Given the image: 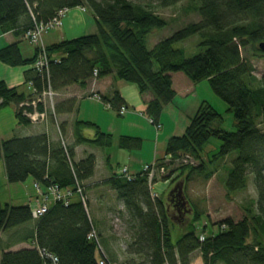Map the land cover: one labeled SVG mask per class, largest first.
Here are the masks:
<instances>
[{
  "label": "trees",
  "instance_id": "1",
  "mask_svg": "<svg viewBox=\"0 0 264 264\" xmlns=\"http://www.w3.org/2000/svg\"><path fill=\"white\" fill-rule=\"evenodd\" d=\"M184 1L195 2L193 11L198 21L185 24L149 48L147 37L168 24L158 10ZM76 8L90 11L96 33L45 47L47 68L40 72L31 68L24 73L23 85L29 87V93L0 82V108L13 106L17 124L23 126L31 124L23 112L32 111L24 105L41 101L42 94L50 90L54 94L53 111L47 119L56 124L59 133L56 141L49 140L46 132L0 140L6 183L15 185L31 179L42 190L53 186L72 193L78 185L87 206L84 183L94 174L95 156L86 153L75 160V149L109 148L113 138L91 122L74 121L72 141L66 146L62 143L63 124H57L56 119L75 113L78 105L75 97L62 98L67 90L75 86L85 91L92 82L111 78L107 91L96 97L118 114L125 104L115 83L131 84L140 95H151L144 114L157 125L164 107L175 96L171 75L181 73L192 84L207 81L232 115L235 131L213 128L222 116L202 102L184 133L168 139L164 154L171 159L159 161L166 172L160 180L169 181L168 177L177 173L175 180L183 177L185 182L194 174L208 178L207 167L214 171L223 159L230 158L223 184L226 196L244 190L250 174L257 194L243 218H226L217 223L215 234L204 236L205 228L197 232L202 213L193 209L189 221L176 228L180 235L173 241L175 225L168 217L166 203L152 198L146 173L141 171L129 180L111 175L103 185L123 206L131 239L127 253L141 258V264H191L195 252L200 253L203 264H264V73L257 78L246 55L264 58L258 49L264 42V0H0V32L23 38L34 24H46L58 11ZM194 36L204 51L186 58L174 45ZM35 58L34 52L32 58L23 59L18 42L0 49V63L8 67H32ZM37 104L41 112L42 104ZM210 139L219 141L220 146L206 163L204 146ZM140 146V139L126 136L117 142L120 150L133 151ZM194 162L196 165L190 164ZM30 222L34 224L29 237L33 247L3 252L0 264H44L39 251L54 255L58 264L96 263V243L87 240L93 226L77 198L66 205L52 203L37 220H32L28 205L0 203V235Z\"/></svg>",
  "mask_w": 264,
  "mask_h": 264
},
{
  "label": "rangeland",
  "instance_id": "2",
  "mask_svg": "<svg viewBox=\"0 0 264 264\" xmlns=\"http://www.w3.org/2000/svg\"><path fill=\"white\" fill-rule=\"evenodd\" d=\"M194 7H195V2L192 3V2L184 1L175 5L172 8L166 10H158V13L161 15L163 19L166 20V22H168V24L165 28L161 30H155L147 37V46L149 48L153 47L159 40L169 37L173 32L180 29L185 24L198 21V16L193 11ZM87 14H88L86 18L87 21L92 22L93 16L90 13V11L87 10ZM54 32H56V30L54 29L48 30L46 33L42 35V39L45 38L47 34L51 35ZM24 41L27 42L26 40ZM198 43H199V38L197 36H194L186 41L175 44L174 48L182 49L184 51L185 57L188 58L193 55L202 53L204 51V48L199 47ZM29 46H31L34 49V52L36 53L35 46L31 44H29ZM246 55L254 67L253 74L257 78H260L264 73V58H252L248 53H246ZM195 85H197V87H195V97H190L189 101L195 98L197 101L206 102L210 104L222 116L221 120H217L212 125L213 128L218 127L219 129L227 132L235 131L232 115L226 112L227 110L226 105L222 103L212 93L207 81H202ZM67 91H69L67 92L69 96L75 94L73 89H68ZM92 99L98 100V98L95 97H92ZM178 101H179L178 105L175 104L168 107H166L167 106L166 105L163 109V123L168 128L171 126L172 119L179 121L181 117L179 123L182 122L184 124V116L183 114L180 115L181 114L180 111L181 110L183 111V108L187 106V102L184 103V107L182 108L180 106L181 105L180 99H176V102ZM12 107L13 106L0 108V138L2 140H8L12 138L11 137L12 135L18 136L21 135L22 133L20 129H16L17 122ZM124 110L126 111V108H124ZM81 111H83V109ZM116 115L120 116L122 114L119 111L118 114ZM148 122L155 127V130L157 132L160 130L161 126L159 124L155 125L150 119H148ZM56 123L60 124V122L57 119H56ZM33 125H38V124H33ZM185 125L186 124H184V126ZM179 133L181 132L179 131ZM60 139H62L63 142L62 141L61 142L65 146L70 143L66 138L65 134L62 135V138ZM116 141L117 139L113 138L112 145L109 148L99 150L100 153H98V158H99L98 170L100 172H103L101 171L102 170L101 166H102V168H104V170L107 173H109V176L111 175V173L109 168L106 166L107 161H109V164L112 167V171L114 173L115 172L117 173L119 172V170L121 171L123 168H126L122 166L124 164L126 165V163L122 159L123 155H121L123 154V151H120L117 148ZM219 146H220V142L215 139H210L205 144L204 152L206 154L203 155V160L206 163L208 158L217 152ZM134 153L137 152L134 151ZM162 159H163L162 161L163 163L169 161L171 157L163 153L162 158L156 159L149 164H145L142 167V170L150 166L153 167L156 166V169L160 168L159 161ZM190 164L196 165L195 162ZM229 164H230V158H225L219 163V165L216 167L214 171L212 168L207 167L208 178L206 177L207 176L206 174L203 176L194 174L190 177L188 181L185 182L183 180L184 179L183 177L175 180L178 174L177 173L172 177H168L170 179L169 181H161L159 177L155 179V183L152 185L150 192L159 197V193H162V190H159V193H157L155 191V188L157 184L163 185L165 190L168 189L167 193H165L164 196L167 205L172 204L175 198L177 199V197H175V194L174 196L170 195V191L175 187L176 184L178 183L183 184L182 196L184 198L183 202H185V211L183 212L184 215L183 218L179 219L178 221H173L175 225V228L172 230L171 233L173 241H175L177 237L180 235L179 229L176 228L181 224L183 225L185 222L189 221L190 217L192 216L193 209H196L197 211L202 213L201 214L202 217L197 225L198 234L201 233L200 230L202 228H205L206 231L204 233V236H209L217 232V223L221 222L222 220L226 218H230L233 221L241 220L243 218L245 209L251 206V204L253 205V202L256 201L257 194L253 185V176L251 174L248 175L246 188L244 190L235 193L233 196L229 198L226 196L223 184L227 176V170H228L227 167L229 168ZM176 166L177 165H174V168ZM208 170L211 172H208ZM6 186L7 185L2 175V161L0 158V203L2 205H5V203H10L12 206L28 205L31 208H35L42 204L43 197H45L46 195H50L49 191L42 190L39 187H36L35 184L32 183L31 179H28L26 182L21 184L12 185V187H10L9 189ZM31 192H33V194L26 197V195ZM63 192L64 190L61 191V193ZM67 196L68 195L66 194V197ZM86 196L88 200L86 212L88 213L89 220L95 230L101 250L104 249L103 247L104 245L100 233L103 234V237H106L107 234L109 233L116 238V241L113 245L115 249H117L118 253L119 254L120 253L123 254V252L126 253L131 239L125 221L126 218H125V212L123 206L121 205L120 202L117 201L115 193L112 192L109 188L102 186V187H96L90 191H86ZM49 197H53V196L50 195ZM74 198H77L79 200V195L76 194V192L68 196L67 200H69L70 202V200H73ZM187 205L188 208L186 210ZM109 212H111V215H108ZM174 215L176 216L177 214ZM5 236L6 234L3 237ZM28 242H31V240L28 239ZM109 260L113 264H116L111 259ZM191 264H203L199 252H195L192 255Z\"/></svg>",
  "mask_w": 264,
  "mask_h": 264
},
{
  "label": "crops",
  "instance_id": "3",
  "mask_svg": "<svg viewBox=\"0 0 264 264\" xmlns=\"http://www.w3.org/2000/svg\"><path fill=\"white\" fill-rule=\"evenodd\" d=\"M87 10L82 11L80 8L68 10L65 16L61 20V24L56 30V32L51 35L45 36L42 39V44L44 47H48L62 41L73 40L80 38L82 36L91 35L96 32V25L94 19L92 22L87 21ZM91 19V18H90ZM18 42L20 53L23 59H30L33 57L34 49L29 46L22 38H15L12 33H1L0 32V49L14 43ZM25 43V44H24ZM30 66L22 67H8L0 63V82H3L8 88L19 87L23 89L26 93H29L28 87L24 84V73L31 69ZM172 78V88L174 90V99L168 106L179 104L176 99H180V106L183 108L184 103L187 102V106L181 110V114L184 116V124L179 121L172 119L171 126L168 128L163 123V112L158 119V124L161 126L160 130L157 132L155 127L148 122V118L145 116L144 112L147 108V103L152 100L150 94L140 95L131 84L124 82H116L115 86L119 92L121 99L124 101L126 111L122 115L118 116L113 112L108 106L104 105L100 100L92 99L93 96L97 94H104L109 86L111 85V78H105L100 81L92 82L91 85L85 91L78 90L77 87H71L75 92L74 95L69 96L67 93L62 96V98L75 97L78 99L77 111L69 115H62L57 118L60 124H63L64 134L69 142L72 141L71 132L72 124L74 121H88L98 126L101 132L108 133L112 138H116V146L119 137L126 136L131 138H137L141 140V146L138 150L134 151H123L122 159L126 165L127 173L130 176H135L142 171V167L145 164H149L152 161L162 158L165 150V144L170 137L180 136L185 131L189 120L195 115L199 105L202 103L193 98L189 101L190 97H195V87L197 85L192 84L186 77L181 73H176L171 75ZM69 92V91H67ZM90 107V108H89ZM13 112H15V108ZM83 109V111H81ZM173 111V110H171ZM177 117V116H176ZM105 120V121H103ZM17 122V121H16ZM16 129L21 130V135H12L11 137H27L32 135H37L46 132L49 140L56 141L58 139L59 133L51 119H47L45 124L42 125H18L16 124ZM150 125V126H149ZM179 131L181 133H179ZM92 135L91 132L88 133ZM1 141H3L0 138ZM118 148V147H117ZM101 149H92L84 146H78L75 149V160H80L84 157L86 153L93 154L95 156V169L93 176L85 182L87 191L93 190L96 187H104L103 182L106 181L111 175H118L119 172H113L109 161L106 162V166L109 168L111 175L107 173L101 166L100 172L98 153ZM1 158V156H0ZM100 173V174H99ZM3 179L6 183L4 176V171L2 167ZM28 180V179H27ZM26 180V181H27ZM25 181V182H26ZM32 181V180H31ZM33 183V182H32ZM6 187L9 189L12 185L6 183ZM16 185V184H15ZM32 185V184H31ZM162 190V193H159ZM155 191L159 193V199H162L164 203L166 200L164 198L165 190L163 185L157 184ZM33 194V192L28 193L26 197ZM11 205L10 203H5V205ZM167 204V203H166ZM108 215H111L109 212ZM181 226V225H180ZM100 227V225H99ZM34 224L32 222L20 226L18 228L6 231L0 235V257L3 252H14L21 249H30L33 247L32 242H28L29 237L33 235ZM6 234L5 237H3ZM102 237L103 255L111 259L116 264H141V258L130 253H118L117 249L114 247L116 238L111 234H107ZM115 239V240H114Z\"/></svg>",
  "mask_w": 264,
  "mask_h": 264
},
{
  "label": "built area",
  "instance_id": "4",
  "mask_svg": "<svg viewBox=\"0 0 264 264\" xmlns=\"http://www.w3.org/2000/svg\"><path fill=\"white\" fill-rule=\"evenodd\" d=\"M82 11H85V9H81ZM68 10H60L58 11L55 16L46 24H34V27L27 31L23 35V39L26 40L29 44L34 45L36 48V58L35 61L32 65V68L38 72L44 70L47 68L49 58L46 54L45 47L42 44V35L46 33L48 30L58 28L61 24L62 18L65 16ZM95 72V71H94ZM29 88V87H28ZM53 97L54 94L48 90L44 92L41 96V101H31L28 104H25L24 106L32 108L31 112H23V116L29 121L31 124H43L46 123L47 117L49 112L53 111ZM95 98H98L96 96H93ZM99 100V98H98ZM41 102L43 110L39 112L37 110V103ZM22 104L20 105V107ZM122 110V111H121ZM124 108L120 109V113H124ZM184 159H189L188 156H185ZM183 159V160H184ZM186 160H184L186 162ZM142 172L147 174L148 182L150 184V189L152 188V185L154 184V179L160 178L161 175H165V169L160 167L156 169V166H150L146 167V169L142 170ZM120 175L125 177L126 179H131L132 177L128 175L127 169L123 168L120 172ZM38 187L37 185H35ZM49 191V194L52 195L53 197H49L50 195H46L45 197L42 198V204L35 207L31 208L30 206V215L32 220H37L39 217H41L43 214H45L48 211L49 206L54 203V202H63V204H68L69 200H67V197L72 194L71 191L69 190H64L63 193H61L60 190H58L56 187H50L47 189ZM76 194L79 195V201L83 205L84 209H87L86 206V197L84 196L82 189L76 185ZM66 194L68 195L66 197ZM152 198H157L158 196L154 195L151 193ZM50 201V202H49ZM203 237L201 236L199 240L201 241ZM87 240L94 241L96 243L98 252H99V257L96 261L95 264H113L105 255H103V252L101 250V247L99 245L96 233L94 228L92 227L91 232L87 236ZM41 259L46 261L44 264H58L57 258L44 251H39L38 252Z\"/></svg>",
  "mask_w": 264,
  "mask_h": 264
},
{
  "label": "flooded vegetation",
  "instance_id": "5",
  "mask_svg": "<svg viewBox=\"0 0 264 264\" xmlns=\"http://www.w3.org/2000/svg\"><path fill=\"white\" fill-rule=\"evenodd\" d=\"M181 203H184L183 201L180 202V199H174V201L172 202V204L168 205V216L170 217V219L172 221H178L179 219L183 218V211H185V207L181 206ZM188 208V205L186 206V210ZM174 214H177L175 216Z\"/></svg>",
  "mask_w": 264,
  "mask_h": 264
},
{
  "label": "water",
  "instance_id": "6",
  "mask_svg": "<svg viewBox=\"0 0 264 264\" xmlns=\"http://www.w3.org/2000/svg\"><path fill=\"white\" fill-rule=\"evenodd\" d=\"M258 49L261 51V52H264V42H261L259 45H258ZM182 187H183V184L182 183H178L175 185V187L170 191V195L174 196L175 194V197H177V199H180V202L184 201V198H183V191H182ZM181 206L182 207H185V202L184 203H181ZM166 212H168V207L166 208ZM184 212V211H183Z\"/></svg>",
  "mask_w": 264,
  "mask_h": 264
}]
</instances>
